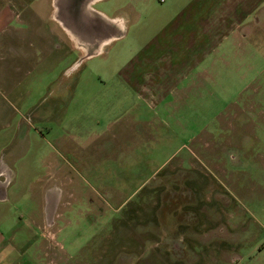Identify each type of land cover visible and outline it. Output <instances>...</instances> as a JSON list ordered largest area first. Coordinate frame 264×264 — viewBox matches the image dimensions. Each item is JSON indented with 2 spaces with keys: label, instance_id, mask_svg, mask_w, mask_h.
Wrapping results in <instances>:
<instances>
[{
  "label": "rangeland",
  "instance_id": "obj_1",
  "mask_svg": "<svg viewBox=\"0 0 264 264\" xmlns=\"http://www.w3.org/2000/svg\"><path fill=\"white\" fill-rule=\"evenodd\" d=\"M136 1L97 0L92 9L105 17L125 11L129 38ZM157 1H147V18H153ZM5 6L14 13V25L0 36L5 42L0 46L5 58L0 59V139L12 141L7 161L17 177L41 175L49 152L40 144L43 153L30 154L36 141L30 153L28 148L17 156L25 141L17 129L21 116L45 140L52 130L62 134L68 122L78 127H69L72 133H93L105 129L94 118L104 123L119 118L91 145L74 144L68 157L79 191L53 197V222L39 192L23 214L22 194L11 185L10 198L20 203L10 201L13 214L0 213V231L7 236L14 227L9 243L16 249L0 250V264H264V58H254L252 70L250 63L220 64L218 77L189 96L182 125L175 122L182 110H171L174 115L160 110L163 120H155V113L142 107L143 117L157 124L146 122L136 140L131 118L136 104L126 113L120 106L100 109L107 99L118 101L97 93L102 91L97 75L112 72L102 60L113 55L115 44L79 63L73 95L57 97L43 81L58 76L81 50L72 49L70 35L53 18L52 0H0V8ZM226 66L237 67V74H225ZM125 99L119 105L134 101ZM42 111L50 123H37ZM49 180L63 186L60 177ZM28 186L24 182L22 189Z\"/></svg>",
  "mask_w": 264,
  "mask_h": 264
},
{
  "label": "crops",
  "instance_id": "obj_2",
  "mask_svg": "<svg viewBox=\"0 0 264 264\" xmlns=\"http://www.w3.org/2000/svg\"><path fill=\"white\" fill-rule=\"evenodd\" d=\"M147 1H136V14L131 16L133 17L131 21L136 24L134 23V28L131 30V34L133 33L131 37L128 38L130 23L127 21L125 11L122 16H108L111 20L115 18L121 20L122 24L118 28L121 30L119 36L102 44L100 51L90 56H82V52L85 50L71 41L72 49L79 48L81 54H78L58 76L50 75L48 80L43 81V85L48 86L49 91L57 94V97L65 96V94L67 97L73 95L77 85L73 71L78 64L83 60L97 57L106 51L107 46L112 48L115 44L113 55L102 60L105 64L109 63L112 72L104 73L103 76L97 75L102 89L97 93L106 99L108 96L115 97L118 101L114 105V102L110 103L107 99V102L104 103L105 106L101 105L99 108L106 112L110 108L120 106L124 107V113H126L129 108L134 107L132 105L136 104V114L131 116L132 124L136 127L134 135L136 140L139 139L140 129L145 126L144 124H147L146 122L156 125V119L163 120L157 113L160 110L166 111L168 115L176 114H173L171 110H182V113H179L180 115L175 118V122L182 125L185 111L187 106L189 107V96L200 94L205 80V84H208V80L213 81L218 77L216 71L220 64H243L247 67V64L250 63L248 69L252 70L253 59L260 62V59L264 58V0H159L156 2L157 9L154 10L153 18L146 17L149 14V11L146 10ZM142 6L145 7L142 8ZM99 13L107 16L101 11ZM13 18L14 13L11 8L8 6L0 8V36L14 25ZM4 43L3 40H0V46H3ZM58 46L60 47L59 44ZM253 46L256 48L255 51ZM23 57H27L25 53H23ZM0 59L4 60L5 58ZM237 70V67H227L225 74L231 75L232 72L235 75ZM235 71L236 73H234ZM260 71H263V67ZM243 76L240 75L241 78ZM233 78L235 79V76ZM85 79L92 81L93 78L88 76ZM40 81L35 80L34 83L39 85ZM103 89L105 90L103 91ZM125 97V101L128 100L127 97L134 101L128 105L122 101L124 105H119L120 100H124ZM142 107L152 110L155 113V120L145 119L141 113ZM183 107H185L184 110ZM49 110L53 111L54 106ZM44 114V111L37 114L36 120L40 125L50 123L49 118ZM21 118L17 129H19V134L21 132V139H25V141L24 150L17 156L26 152L28 148L30 153L32 149L30 143L33 147L37 142L36 148H33L34 150L30 154L43 153L40 144H46L49 152L46 154V158L42 159L41 167L44 168V172L41 175L35 174L29 178L21 174L17 177L16 172L7 161L8 147L12 141L8 142L9 139L2 136L0 139L1 214L3 212L12 213L11 185H13V189L16 186V190L13 191H17L18 196L22 194L19 201L24 204L20 210L23 211V214L29 211L26 208L29 201H31L29 202L30 206L38 201L34 198L36 192L46 199L49 197L46 192L60 187L59 183L49 180L51 176L60 177L61 184H63L59 188L61 191H79L76 173L73 171V162L68 157L74 155V144L78 142L83 147L91 145L99 135H102L103 131H109L119 117L113 116L112 120L106 123L94 118V123L105 129L93 133L87 130H75L72 133L69 130L72 123L68 122L64 124L61 130L62 134L59 130H52L48 134L51 139L49 137L48 140H45L44 136L34 129L32 124L30 125V121L24 124L23 119L26 120L24 116ZM77 128V126H72V129ZM153 138L154 136L151 134L149 139ZM24 182L29 185L25 191L22 189ZM23 192L27 193L24 195ZM20 202L13 201V204L19 206ZM48 215L49 220L52 221V213L50 212ZM6 231L10 232L7 236H4L0 231V250L8 249L11 253L16 249V246H12L9 239L15 230L13 227L12 230L7 229Z\"/></svg>",
  "mask_w": 264,
  "mask_h": 264
},
{
  "label": "water",
  "instance_id": "obj_3",
  "mask_svg": "<svg viewBox=\"0 0 264 264\" xmlns=\"http://www.w3.org/2000/svg\"><path fill=\"white\" fill-rule=\"evenodd\" d=\"M96 0H52L53 18L70 35L77 40L97 46L119 36L111 24L101 26L92 20L90 13L97 14L106 21L111 19L94 11L90 4ZM114 29V30H113ZM107 30V32H106Z\"/></svg>",
  "mask_w": 264,
  "mask_h": 264
},
{
  "label": "bare ground",
  "instance_id": "obj_4",
  "mask_svg": "<svg viewBox=\"0 0 264 264\" xmlns=\"http://www.w3.org/2000/svg\"><path fill=\"white\" fill-rule=\"evenodd\" d=\"M96 1H97V0H96ZM90 12H91V11H89V15L92 17V20H94V19H93V16H92L93 13H90ZM106 23H109V24H111L113 27H115L116 30H118V31H116L117 34H120L121 30L118 29V28H119V27L121 26V24H122L121 20L115 18V19H113V20H110L109 22L106 21ZM106 23H104V24L107 25ZM100 25L102 26L101 23H100ZM69 35H70V34H69ZM70 37H71V39H72V40H73L78 46H81V47L85 50V52H86V56H90V55H94V54H96L97 52L100 51L101 45L107 42V41H103V42H101V43L98 45V47H97V46L95 47V46H92L91 44H88L87 42H82V41L77 40V39H76L75 37H73L72 35H70Z\"/></svg>",
  "mask_w": 264,
  "mask_h": 264
},
{
  "label": "flooded vegetation",
  "instance_id": "obj_5",
  "mask_svg": "<svg viewBox=\"0 0 264 264\" xmlns=\"http://www.w3.org/2000/svg\"><path fill=\"white\" fill-rule=\"evenodd\" d=\"M95 2H97V1H95ZM95 2H93V3H91L90 4V7H92V5L95 3ZM102 16H104L103 14H101ZM93 16V21L95 22V23H97L98 25H100V23L102 24V26H107V25H109V23H106V20L105 19H103L102 17H100L99 15H97V14H93L92 15ZM108 22V21H107ZM104 23H106L107 25H105ZM60 26V25H59ZM113 27V26H112ZM114 29H115V27H114ZM113 29V30H114ZM115 31H117V30H115ZM106 32H107V30H106ZM60 193H61V190L59 189V188H53V189H51V190H49L48 191V196L49 197H47L46 199V209H47V211H46V213H52L53 212V204H54V200H52V198L53 197H57V196H60Z\"/></svg>",
  "mask_w": 264,
  "mask_h": 264
}]
</instances>
